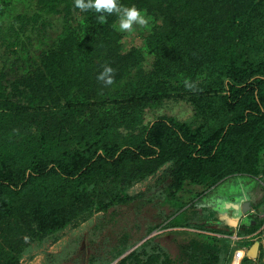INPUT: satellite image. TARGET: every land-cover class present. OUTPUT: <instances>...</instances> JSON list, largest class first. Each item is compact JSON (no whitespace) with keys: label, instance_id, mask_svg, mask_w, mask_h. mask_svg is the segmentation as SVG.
Returning a JSON list of instances; mask_svg holds the SVG:
<instances>
[{"label":"trees","instance_id":"obj_1","mask_svg":"<svg viewBox=\"0 0 264 264\" xmlns=\"http://www.w3.org/2000/svg\"><path fill=\"white\" fill-rule=\"evenodd\" d=\"M117 2L162 21L148 38V71L140 51L121 53L115 12L100 22L102 13L74 0H0V52L16 74L34 64L12 84L0 76V264H20L29 242L129 202L126 190L167 163L175 196L188 185L264 176V40L255 31L264 0ZM24 5L64 14L63 32L39 59L22 39L41 13H23ZM78 11L82 32L70 19ZM105 67L111 83L98 79ZM198 75L201 87L190 92ZM175 95L203 123L161 116L145 124L146 109ZM221 242L230 251L229 240L202 237L191 264L220 263ZM143 255L118 264H177L159 249Z\"/></svg>","mask_w":264,"mask_h":264},{"label":"rangeland","instance_id":"obj_2","mask_svg":"<svg viewBox=\"0 0 264 264\" xmlns=\"http://www.w3.org/2000/svg\"><path fill=\"white\" fill-rule=\"evenodd\" d=\"M21 11L34 14L36 5L29 8L24 5ZM140 12L147 20L145 25L134 24L131 30L120 31L115 14L111 30L114 40L120 45L121 53L140 51L144 60L143 70L148 71L154 63V56L148 51V38L153 35L155 28L162 26V21L145 11ZM36 13H41L39 8ZM63 15L42 12L37 24L28 25L27 35L22 41L31 49L36 59L42 57L57 42V37L64 30ZM70 19L74 27L82 32V12H74ZM255 26V31L261 35L260 40H264V18L257 19ZM249 44L251 43L246 42L239 50L247 45L243 53L250 52ZM11 61L6 52H0V76L3 75L7 84H12L25 75L29 66L31 71L34 69V64L24 63V70H18L16 74ZM194 79L193 84L188 86L190 92L201 87L200 75ZM177 95L146 109L145 124L161 116L181 122L193 120V106L186 98ZM193 121L194 127L203 123L200 119ZM207 126L214 128L212 121ZM171 167V163L165 164L155 174L126 190L132 197L129 202L118 204L107 212L95 213L91 218L69 225L43 241L29 242L20 264H118L131 251H138L143 255L151 254L157 249L168 254L177 264H191L193 255L202 247L199 245L202 244V237H217V231H229L233 226L226 215L209 202L213 188L203 190L188 185L184 191L173 195L169 177ZM232 178L249 190L252 210L247 215L249 222L244 226L252 224L253 234L264 224V176L231 177L224 180V184ZM243 227L241 231H245ZM217 246L221 247L219 257L222 261L218 264H228V257L233 254L232 248L229 251L222 242ZM252 260L253 264H264L263 245L260 246L258 257Z\"/></svg>","mask_w":264,"mask_h":264},{"label":"clouds","instance_id":"obj_3","mask_svg":"<svg viewBox=\"0 0 264 264\" xmlns=\"http://www.w3.org/2000/svg\"><path fill=\"white\" fill-rule=\"evenodd\" d=\"M74 6L80 10L91 9L97 13H102L97 17L100 22L105 20L103 13L115 12L120 31L131 30L134 24L143 26L147 23L145 16L135 6L126 7L119 4L117 0H74ZM111 72L110 67H105L98 79L104 80L105 83H111V77L108 75Z\"/></svg>","mask_w":264,"mask_h":264},{"label":"water","instance_id":"obj_4","mask_svg":"<svg viewBox=\"0 0 264 264\" xmlns=\"http://www.w3.org/2000/svg\"><path fill=\"white\" fill-rule=\"evenodd\" d=\"M240 189L234 193V195L225 198L222 195H216L214 198L216 199V204L219 208V210L226 215V218L230 220L229 222L231 225L236 224V220L241 217L248 215L250 211L252 210V205L250 198L247 193H245V188L242 186V184H239L238 186ZM215 187H213L214 189ZM245 220L248 221L247 216L245 217ZM260 249V243L255 242L252 247L249 249L247 256L251 259H255L258 257ZM133 252V251H131ZM130 252V253H131ZM129 253V254H130Z\"/></svg>","mask_w":264,"mask_h":264},{"label":"built area","instance_id":"obj_5","mask_svg":"<svg viewBox=\"0 0 264 264\" xmlns=\"http://www.w3.org/2000/svg\"><path fill=\"white\" fill-rule=\"evenodd\" d=\"M243 215L236 220V224L233 226L232 230L227 233H216L218 238L227 239L230 242V246L233 249V260L232 264H241L242 261L248 257L247 253L252 247L253 243L259 242L260 246H264V224L260 229L251 235H245L241 233L242 227L247 224V220ZM249 258V257H248ZM251 259V258H250Z\"/></svg>","mask_w":264,"mask_h":264},{"label":"flooded vegetation","instance_id":"obj_6","mask_svg":"<svg viewBox=\"0 0 264 264\" xmlns=\"http://www.w3.org/2000/svg\"><path fill=\"white\" fill-rule=\"evenodd\" d=\"M237 182H238L237 180L232 178V180L226 184H224V181H223L221 184L217 185L216 188H214L213 191L210 193L209 202L214 204L215 207L219 209L220 207L217 206L216 199L214 197L216 195H222L223 197L228 198L234 195V193L240 189L238 187L239 184ZM244 190H245V193L248 194L249 190L247 189H244Z\"/></svg>","mask_w":264,"mask_h":264},{"label":"bare ground","instance_id":"obj_7","mask_svg":"<svg viewBox=\"0 0 264 264\" xmlns=\"http://www.w3.org/2000/svg\"><path fill=\"white\" fill-rule=\"evenodd\" d=\"M234 264H237V263H234Z\"/></svg>","mask_w":264,"mask_h":264},{"label":"crops","instance_id":"obj_8","mask_svg":"<svg viewBox=\"0 0 264 264\" xmlns=\"http://www.w3.org/2000/svg\"><path fill=\"white\" fill-rule=\"evenodd\" d=\"M232 226H234V225H232Z\"/></svg>","mask_w":264,"mask_h":264}]
</instances>
